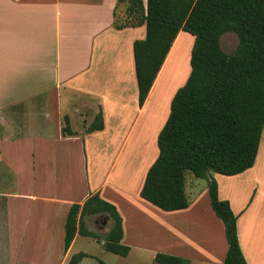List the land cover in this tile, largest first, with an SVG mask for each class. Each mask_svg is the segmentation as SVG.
<instances>
[{"label":"crops","instance_id":"obj_1","mask_svg":"<svg viewBox=\"0 0 264 264\" xmlns=\"http://www.w3.org/2000/svg\"><path fill=\"white\" fill-rule=\"evenodd\" d=\"M117 2L0 0V212L6 227L4 245L8 253L18 250L12 264H68L77 239L87 237L77 234L70 248L64 250L69 209L73 203H83L90 194L99 192L122 215L123 240L129 214L140 217L143 208L151 213L161 211L174 217L166 220L157 214L150 216L149 222L152 233L164 229L177 238L169 242L170 254L190 258L191 264H223L228 251L225 225L211 207L208 185L193 198L186 182L188 197L198 201L206 193L213 213L202 233L192 232L194 237L190 233L195 228L184 214L186 209L164 211L140 196L147 171L158 156L157 138L169 114L153 134L152 148L158 149L154 157L144 168L132 160L139 154L128 158L130 175L115 182L121 157L137 127V120L131 123L129 114L136 91L138 94L133 46L137 39L146 36L145 25L115 28ZM186 33L189 32L180 31L177 35L143 106L138 103L136 107L134 103L135 119L144 114L174 54L181 56L188 43L190 62L195 37ZM100 109L104 129L87 132ZM66 116L74 135L63 136ZM118 144L119 151L103 179L94 180L96 174L90 177L87 169L83 175L80 171L77 175L76 167L82 160H105L111 147L115 149ZM45 157L52 160V167L47 162L49 177L43 169ZM56 167L61 171L57 172ZM134 169L141 173L137 179ZM234 176H214L219 196L230 202L238 216V236L247 264H264V130L255 164L243 172L242 185L236 186L242 188L238 195L224 182ZM124 177L130 178V182L135 178L126 205L114 196L115 191L122 193L127 186L129 181L126 183ZM14 183L15 193H8ZM10 199H22L16 206L28 208L26 218H13L9 209L6 214ZM32 225L36 233L33 242L27 244L24 239ZM26 245L31 247L30 251L21 252ZM218 255L221 257L216 260Z\"/></svg>","mask_w":264,"mask_h":264},{"label":"trees","instance_id":"obj_2","mask_svg":"<svg viewBox=\"0 0 264 264\" xmlns=\"http://www.w3.org/2000/svg\"><path fill=\"white\" fill-rule=\"evenodd\" d=\"M125 8V18L118 12ZM117 29L145 25L146 36L134 42L138 103L143 106L180 31L194 35L191 72L174 94L169 116L161 129L159 153L147 171L142 198L164 211L187 209V172L207 179L211 207L225 225L228 251L223 264H247L238 236V216L219 196L214 173L236 175L255 164L264 130V0H118ZM234 32L239 40L232 53L224 51L221 37ZM100 109L87 132L104 129ZM63 136L74 135L68 116ZM107 215L111 222L104 248L126 257L123 217L99 192L83 203H73L65 222L64 249L77 234L100 239L87 217ZM90 255L78 252L68 264ZM158 264H191L186 257L157 252ZM15 264H31L16 262Z\"/></svg>","mask_w":264,"mask_h":264},{"label":"rangeland","instance_id":"obj_3","mask_svg":"<svg viewBox=\"0 0 264 264\" xmlns=\"http://www.w3.org/2000/svg\"><path fill=\"white\" fill-rule=\"evenodd\" d=\"M125 8L126 7H122L119 10L118 12L119 19L125 18ZM238 43H239L238 37L234 32L225 33L221 38V45L224 51H226L227 53L234 52L238 46ZM189 46L190 44L188 43V47H186V49L184 50L181 56L178 57V52L177 54L176 53L174 54L173 58L171 59L167 67L165 75L162 77L159 84L157 85L156 90L154 91L149 101V104L145 108L144 114L141 116L139 120L135 119L136 116V113L134 112L135 107L133 108L134 103L136 107L138 106V94L136 91V98L133 99L134 103H131L132 106L129 114L131 115L130 117L131 123L137 120L135 122L137 127L134 135L130 139V142L128 143L125 149V152L123 153V156L121 157L120 168L117 171L116 176H114L116 180L115 181L116 184L118 183L117 181L119 177H123L125 174L130 175V170H129L130 163L128 161V158L131 159L132 156H136L135 154L137 155L139 154L137 158L132 160H137L135 161L134 164L135 165L140 164L144 168L145 164L148 163L149 159H152L155 155V152L158 151L157 146L155 147V149L152 148L153 134L162 125V123L165 121V119L167 118L170 112V102H171L170 99H172L175 92L185 84V82L189 77L190 62H187V55L188 54L190 55ZM177 67L179 68L176 70ZM130 119L128 115V120ZM119 147L120 144H118L117 148L115 149L114 147H111V149L109 150L108 158H106L105 160L103 158H97V157L95 158L89 157L87 158L89 160L87 159L82 160L81 165L77 164L76 167L77 175L79 171L81 175H83V170L87 169L90 177L91 175L94 176L96 174V178L94 180L103 179L104 175L108 172V168L111 167V164L113 163V160L117 152L119 151ZM132 160H131V165L133 166ZM48 161L50 166L52 167L51 165L52 160L45 157L44 159L45 165L43 166V169L47 177H49V174L46 172V168H50V166L47 165ZM56 165L59 166L60 163L56 162ZM56 171L60 172L61 169L57 168ZM139 171H135L137 172L136 179L139 178V176H141V173H139ZM216 174L218 173H214V176ZM240 174L239 175L236 174L234 176V179H230L229 181H224L228 186V188L235 195H238L242 190V188L236 187L242 185L241 181L243 180V176H242L243 173L241 175ZM186 176H187L188 190L191 197L195 198L197 196V191H199L200 193L204 189H207L206 188L207 179L198 178L194 176V174L191 172H187ZM124 179L126 180V183L127 181H129L127 183V186L125 185L122 193L115 191L114 196H116V199L118 201H121L123 204L126 205V202L129 201V196H132L128 191H131V187L133 185V182L135 181V178H133L131 182H130V178L128 177H124ZM16 186L17 185L15 183L13 185V189H11L12 187L9 186L8 193H12V194L15 193ZM189 199H190V206L188 207V209H186V211H184L185 213L184 212L180 213V214L184 213L188 217V221H190V224L194 225L195 229L191 231V233L187 230V233L193 235L192 232H195L196 230L202 233L203 227L204 225H206L205 222H210L211 221L210 217L213 214L209 204L208 195L205 193V195L201 196V199H199L198 201L193 200L192 198ZM19 200L22 199H10V203H8L9 208L6 207L7 208L6 214H7V210L9 209L10 212H12L13 218L15 215L18 218H22V217L26 218L28 208L17 207L16 205L19 202ZM33 210L36 211L37 209L34 208ZM1 212H0V229H1L0 230V264H12L13 260L18 257V254H16L18 250L13 253L11 252L8 253L4 245L6 227ZM157 212L151 213L149 210H146V208H143L142 213L144 214H141L140 217L129 214L130 216L127 219V228H126L127 236L123 241L125 244L131 247V251L129 255L126 257L109 252L104 248L102 240L109 232L112 222L110 218L104 214L92 215L87 217V222L89 223L90 228L99 235L100 239H93L90 237H79L75 242V245L71 250V253L73 255L81 251L82 252L87 251V253L90 256L87 258L84 264H157L154 260L155 253L156 252L169 253L168 252L169 251L168 249L170 247L169 242H173L174 240H177V238L172 233L164 229H162V231L160 232L152 233L151 231L153 229L152 224L149 222L150 216H155L157 214H160L165 216L166 220L169 219L170 217L172 218L174 217L173 214L167 216L164 215V213L161 211H157ZM133 217L135 218V220L132 219ZM196 222H198L199 224ZM166 226H168L167 222H166ZM187 227H189V223L187 224ZM35 233H36L35 226L32 225L28 231V237L24 239V242L27 244L32 243L34 240ZM30 249L31 247L29 245H26L24 249H20V250L21 252H23L25 250L30 251ZM220 257L221 255H218L216 257V260L220 259Z\"/></svg>","mask_w":264,"mask_h":264}]
</instances>
